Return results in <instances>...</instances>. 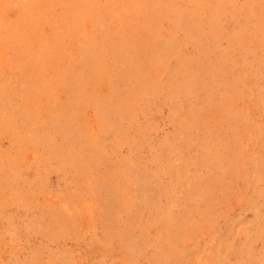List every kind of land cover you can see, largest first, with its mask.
Segmentation results:
<instances>
[{
	"label": "rangeland",
	"instance_id": "1",
	"mask_svg": "<svg viewBox=\"0 0 264 264\" xmlns=\"http://www.w3.org/2000/svg\"><path fill=\"white\" fill-rule=\"evenodd\" d=\"M0 264H264V0H0Z\"/></svg>",
	"mask_w": 264,
	"mask_h": 264
}]
</instances>
